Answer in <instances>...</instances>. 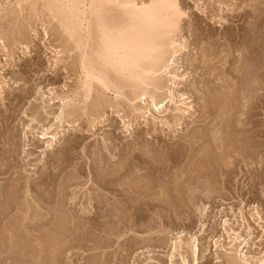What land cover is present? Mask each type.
<instances>
[{"label":"rangeland","instance_id":"rangeland-1","mask_svg":"<svg viewBox=\"0 0 264 264\" xmlns=\"http://www.w3.org/2000/svg\"><path fill=\"white\" fill-rule=\"evenodd\" d=\"M181 5L188 11L183 60L190 74L179 91L192 96L195 109L180 123L172 115L163 123L150 116L149 121L128 117L129 108L121 103L106 109L95 127L92 117L69 119L74 123L64 124L49 149V140L38 134L53 125L54 113L60 112V100L49 108V99L75 89L76 52L57 54L63 40L44 17L31 24L22 19L24 46L11 40L8 52L1 45L0 79L7 85L0 90V264H32L39 244L50 241L60 244L59 253H54L56 264H141L150 249L157 262L169 264L168 243L183 231L186 238L195 234L200 239L196 264H227L224 249L215 245L220 236L229 241L225 219L234 221L233 228L247 240L243 247L249 255L264 256V0H181ZM6 22L5 32L12 28ZM234 85L231 96L237 97L241 112L237 117L233 113L230 127L219 118L218 95L222 98V92ZM29 125L35 127V135ZM217 128L226 133L222 150L211 137ZM231 129L238 134L233 144L226 136ZM207 146L213 148L207 159L212 165L207 162L202 171L198 163L206 158ZM223 150L230 153L229 166L218 157ZM12 186L20 188L14 201L6 197ZM73 191L78 198L71 206L65 198ZM200 204L208 207L205 217ZM84 205L91 210L90 223L84 221L89 217L84 219ZM62 206L78 217L61 228L56 211ZM4 224L16 241L10 258L1 255L9 246ZM143 249L145 254H138ZM189 261L194 264L192 258Z\"/></svg>","mask_w":264,"mask_h":264},{"label":"bare ground","instance_id":"bare-ground-1","mask_svg":"<svg viewBox=\"0 0 264 264\" xmlns=\"http://www.w3.org/2000/svg\"><path fill=\"white\" fill-rule=\"evenodd\" d=\"M187 15L188 11H186V9L181 5V0H0V48L1 45H3V48L9 52V44H12L10 43L11 40H13L14 44L16 45L19 44L21 46H24V44H26V37H24L26 26L24 25V22L22 23V21L25 20L29 22L28 24H31L30 22L35 18L38 19L40 17H44L47 19L46 22H48L49 24H55L53 29H55L60 39L63 40V44L61 46L62 49L57 54H71L72 52H76V58L74 57L75 59L73 63V66L76 69L75 89L70 92L71 94H67L65 92L66 94H59L58 96H55V93H52V89L50 90L52 95H54V98H48L50 100V102L47 101L48 107L50 108L51 102L54 100L57 101V99L60 100L61 105L59 109L60 112L57 114L54 113V116L52 115L54 117L55 123L45 130L43 129V131L38 134L42 136L41 139L49 140L46 142L47 148L50 149V147H53L54 143L56 142L57 136H59V134L63 132L61 130H63V128L65 127L64 124L66 122H69L71 124L72 121L70 122L69 119L76 117L75 121H79V119L84 116H87L89 118L92 117V124L95 127L97 124L96 120H99V118L104 115L106 116V109H114L117 106H121L123 103L124 105L126 104L129 108V112L127 114L130 113V115L127 116L139 118L140 120L143 119L149 121L150 116V118H153V122L161 121V123H163L165 120L164 118L167 115H172V118L179 121L180 123V121H182L186 116H189L195 109L193 106V101H191L192 96H190L189 93H181L179 91L180 86H183L185 81H187L188 79V74H190L188 70L184 69V63L186 62H184L183 60L185 52H187L188 50V41L187 38L183 35V22L187 18ZM3 21H7L9 26L12 27L7 32H5L4 30H7L8 28L3 29ZM14 28H16V30H14ZM47 33L48 32H46V34ZM26 48H28L27 45ZM9 56H12V54L8 55V57ZM1 72L2 68L0 67V75ZM6 83V81L3 82L0 79V90L4 89V87L7 85ZM234 87L235 85L231 86V88L229 87L227 89V92L224 94L221 90V87L220 92H222V98H220V96L218 95L219 99L222 100V105H220L221 107L219 106L220 108H218L217 106V111H220L219 113H221L219 118L223 120L224 123L229 124V126L233 120V113L236 112V116V114H239L241 112L239 106L236 105V103H238V101L235 100L237 97L233 100L231 96V94L234 96ZM255 91H257V89ZM247 97L244 95V98ZM211 102H216V100ZM212 104L215 105V103ZM37 113L38 112L35 113L36 116ZM34 120L36 121L37 119L34 118ZM27 127L28 130H30L32 134L35 135V127H30V125ZM222 129L217 128V130H214L213 132L214 136L211 135L214 144H217L218 142L221 143L219 145L217 144L216 147L217 149L221 150L224 146V139H226L223 138V134L225 135L226 133H223ZM232 130L234 129H231V131L228 132L226 136L230 138V142L233 144L235 138L237 139L238 134ZM210 145L211 144L209 143V146ZM226 147L228 148V146ZM205 150L207 156H205L206 158L198 163L199 167L197 166L200 170H204L205 168H207V162L208 160H210L209 158L213 154L212 147L208 148L207 146ZM224 150L220 153L219 156L217 153L216 154L218 157H220V159H222V161L225 163V166H229L230 163L228 162V159L231 158L228 154L230 153H226ZM215 159L217 160V158ZM204 174L206 175V173ZM72 187L75 186L72 185ZM17 189L19 190L20 188L18 186H12L11 189L7 191L6 197L13 201L16 200L18 198ZM61 191L63 194V190ZM77 194L78 192L76 193L73 191V194L67 196V199L65 198L69 205L72 206V204L75 203L76 199L78 198ZM211 194L212 192L209 191V194L206 196H210ZM66 195L67 194H65V196ZM99 198L101 199V197ZM99 201L101 202L102 200ZM65 205H67V203ZM63 208L64 206L56 211V217H58L57 226H60L61 228L66 227L69 223H71V220L74 221L75 218L77 220L78 217V215H76L75 217L74 214H71L72 210L68 211L71 213H67L65 211L67 207L65 210ZM207 208L208 207L206 205H202L200 208H198L199 211H201V215H204V217L206 215ZM26 211H28L29 213L28 209L25 210V212ZM116 211L115 213L118 214ZM82 213L83 215H85L84 219L86 218V216H89L84 221H88L90 223V220L93 219L92 217H90V208L84 205ZM241 214L243 222H247L244 218L243 212ZM260 215L261 214L259 212L256 213V216L259 217V220L263 221ZM232 222L234 221H232L231 219H225L223 221L225 232L229 234V241L226 242V238L222 240V236H220L218 239H216L217 241L215 243L217 250L224 249V252H228V255L224 254L223 252V255H225L224 258H226V263L264 264V256H251L249 255L248 251H245L246 247L243 246L244 244L247 245V240L243 237L240 231L233 228L234 226L232 225H234V223ZM81 225L83 226L85 224L82 223ZM202 227L205 226L203 225ZM4 228L5 230L2 231H5V233L8 234L9 246L7 251L5 250L1 252V255L4 256V254H7L9 257L12 253L11 250L13 247L12 243L14 240V236L10 229H8L9 227H7V224H4ZM248 229L250 232L249 236H252L253 233L251 232V226H249ZM204 232L205 230L202 229L201 233L203 234ZM185 233L186 232L184 231L178 232L174 235L175 237H173V240L170 239L171 241L168 243L170 247V253L168 254L169 256L167 255L169 258V264H191V260L189 261V258H192L194 264L199 262L200 239L198 235L195 234H191V236L186 238ZM121 234H117V238H122ZM164 239L163 237H160V240H158L163 241L167 246V242ZM6 240L8 239L6 238ZM53 243L54 242L50 241L46 244L44 242L42 244H39L36 255H33L35 256V258L32 257L33 261H31V263H58V258L54 253H57V251L59 253L60 244ZM221 243L223 245H220ZM146 248L148 251L149 247ZM138 250L140 249L138 248L135 251ZM150 250L146 255H144L145 257L142 258V260L140 259L142 261H140L141 264H162V262H160L158 259V262L154 259V256L153 254L151 255ZM45 251H47L48 253L51 252V254L49 253L50 255L47 256V254V257H45L42 255ZM145 252L146 251H144L143 249V251L138 254L142 255L145 254ZM139 256L137 257L139 258ZM177 257H179L180 260H178Z\"/></svg>","mask_w":264,"mask_h":264}]
</instances>
